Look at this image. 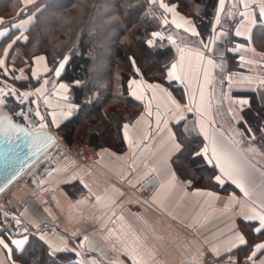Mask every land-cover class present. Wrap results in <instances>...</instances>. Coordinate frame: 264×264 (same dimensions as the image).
I'll return each instance as SVG.
<instances>
[{
  "label": "crops",
  "instance_id": "1",
  "mask_svg": "<svg viewBox=\"0 0 264 264\" xmlns=\"http://www.w3.org/2000/svg\"><path fill=\"white\" fill-rule=\"evenodd\" d=\"M27 2L0 0V21L4 22L0 31L10 29L13 22L35 16L36 10L18 15ZM164 3L170 7L167 9L170 12H163L165 19L178 32L188 35L187 40L168 39L174 57L165 73L172 71L171 64H177L181 79L168 81L166 75L164 81L131 78L129 82L135 80L136 84L130 87L128 83V92L143 97L138 100L131 95L140 102V108L131 120H124L114 130L102 134V143L96 146L97 161L87 163L53 154L42 157L19 176L3 192L5 200L0 203V218L7 215L10 217L7 224L12 225L16 220L20 224L11 231L5 230L3 237L27 240L42 235L51 248L67 247L79 254L69 264L76 261L130 264L129 258L133 264H201V250L221 253L239 245L243 240L241 229L248 231V243L233 251L242 259L255 251L256 243H264V233L251 234L252 224L258 226L260 221L259 227H264V152L240 135L243 132L237 122L243 116L237 101L252 100L254 95L259 98L264 86V27L253 28L251 22L262 0H225L220 12L221 24L201 31L211 49L206 55L216 59L218 65L225 62L223 70L212 67L199 38L190 36L189 32L195 31L189 23L195 21L193 16L180 11L175 1ZM29 26L24 25L19 32L12 29L8 38H0V47H7L16 36L22 38L7 58L0 54V59H6L5 65L0 66V84L34 93L31 100L43 110L44 121L49 126L42 128L55 134L56 140L66 142L57 133L56 125L65 121L69 117L67 113H73L79 104L72 101L71 94L61 89L56 80L43 85L44 80L52 79L43 71L49 64L33 61L45 54L26 56L21 46ZM226 29L229 34L239 30L245 36L252 29V41L245 44L243 37H235L229 43L227 34L221 36ZM169 30L170 26L166 28ZM156 32L159 31L153 33ZM232 44L243 47L237 53L232 50ZM217 49L223 52V57L217 55ZM5 67L14 70L7 77L3 75ZM33 69H38L39 81L32 77ZM221 71L230 77L227 83L222 82ZM28 80H33V84L29 85ZM42 85L43 90L36 93ZM94 98L89 93L84 101ZM53 117L55 124L51 123ZM172 131L177 132L184 146L186 134H197L202 143L195 150L205 145L211 153L215 147L221 162L243 187L237 188L227 177L225 184H216L212 177L220 173L215 167L214 174L206 176L193 170L196 180L189 175L180 177L172 163L177 153ZM73 176L79 177L87 189L69 194L63 181ZM146 179L148 193L141 196L134 185ZM188 181L192 182L190 186ZM0 264H9L2 249ZM252 264H264V251L257 253Z\"/></svg>",
  "mask_w": 264,
  "mask_h": 264
},
{
  "label": "trees",
  "instance_id": "2",
  "mask_svg": "<svg viewBox=\"0 0 264 264\" xmlns=\"http://www.w3.org/2000/svg\"><path fill=\"white\" fill-rule=\"evenodd\" d=\"M61 1L63 3L59 7L54 5ZM174 1L180 11L193 16L197 26L204 19L210 20L212 5L209 0H167ZM151 5L148 0H37L24 8V14L36 12L35 20L27 29L28 40L21 44L22 48L45 54L50 68L53 67V57L62 59L75 48L63 80L71 77L88 81L79 86V91L70 93L72 101L79 106L56 128L67 143L75 137H86L97 146L102 143L105 131L114 130L122 121L133 118L140 102L128 92L131 78L140 76L146 80L164 81L165 69L174 52L164 36L156 40L152 49L144 43L151 33L158 31L160 23L148 14L147 8ZM129 6L141 9L139 15L130 17ZM202 9H205L204 13ZM198 14L201 15L199 18ZM206 29L207 25L201 31ZM133 58L139 73L133 71ZM27 82L33 84V80ZM89 93H95L99 98L86 104L84 98ZM262 103L264 86L259 98L253 96L251 109L245 108L242 114L251 132L258 134L253 142L264 152ZM132 108L136 110L132 112ZM238 124L244 136L251 138V134L245 131V124ZM186 141L184 152H177L172 158L177 174L185 177L193 170L201 176L214 174L213 166L190 155L196 145L200 141L202 143V138L197 134H186Z\"/></svg>",
  "mask_w": 264,
  "mask_h": 264
},
{
  "label": "snow or ice",
  "instance_id": "3",
  "mask_svg": "<svg viewBox=\"0 0 264 264\" xmlns=\"http://www.w3.org/2000/svg\"><path fill=\"white\" fill-rule=\"evenodd\" d=\"M35 2V0H28V2L25 4V7H29ZM209 2L212 5V13H213V19L211 20H202L201 23L197 26L195 21L191 20L189 23L195 28V31L189 32L188 29H186L187 32L190 33V36L198 37L202 47L205 48L204 55L206 58L209 60V62L212 64V67L216 68L219 67L222 70L225 69L226 63L221 62L219 65L216 63V59L207 56L206 53L210 52L211 49L209 48L208 43H205V36L201 35V29H205V25L215 28L217 25L221 24V19H220V12L224 9L225 6V0H209ZM243 2V0H242ZM159 7L164 9L165 12H170L167 11L169 7L168 4L164 3L163 0H161ZM244 7H248V4L245 2ZM141 9L131 7L129 6L128 8V14L129 16H135L139 15V12ZM202 13L205 12V9L201 10ZM39 14V10L37 12V15ZM20 15H24L23 11L20 13ZM241 15H246L245 13H241ZM201 15L198 14V18ZM19 18V17H18ZM35 16L30 17L28 20H20L19 23L13 22L11 24L10 29H5L4 31H0V38H8L9 34L12 29L16 30L19 32L24 25H31L32 22L34 21ZM252 24L253 28L256 26L264 27V0H262V3L258 10L255 11V17L252 19ZM164 24H168L169 21L167 19L163 20ZM172 24H174L173 21H171ZM4 22L0 21V25H3ZM228 35L229 43H231L232 40L235 39V37H243L245 44L250 43L252 41V29L248 30V35L245 36V34L239 30L235 31L234 34H229L228 30L226 29L225 32L221 33V36ZM163 35L162 33L156 32V33H151V37L147 40L144 41L145 45L149 48L152 49L155 46L156 40L157 39H162ZM20 36H16L14 39H12L11 43L7 45V47H0V54H2L5 58H7L12 50L14 49L15 45L21 41ZM25 41L28 40V37L25 36L23 37ZM243 47L242 45L238 44H232V50L235 52H239L240 48ZM75 53V48H73L67 55H63L62 59H56L55 57L52 58V63L53 67H44L43 71L45 74H49L52 79H46L43 81V85H48L53 82V80H56V83L59 85L61 89L67 90L69 93L73 91H79V86L88 83L87 80L85 81H79V80H73L71 77H69L68 80H63V77L66 74L67 67L69 63L72 60V57ZM217 55L220 57H223V52H221L220 49H217ZM241 60L243 59L242 57L240 58ZM48 57L45 56H39L35 57L33 63L39 64L41 62H47ZM132 64H133V71L139 73L140 69L135 66V58L132 59ZM6 59H0V66L5 65ZM172 71L166 72L165 75L167 77L168 81H175L178 79H181V77L177 74V69H179V65L177 64H171L169 66ZM10 71L14 70H9L8 68L3 69V75L7 77L10 73ZM38 69H33L31 71L32 77L37 78L39 81V77L37 75ZM220 77L222 82L227 83L230 80V77H227L224 75V72H220ZM15 80H22L24 79L23 77H13ZM63 81V82H62ZM136 81L131 80L129 82V86L131 87L132 85H135ZM43 85L41 88L36 89V93H40L43 90ZM148 88H152V85H148ZM34 93L30 92H19L16 90H9L5 92L0 88V106H3L4 108H7L9 106V102L13 105L12 109V114L13 116L17 117L21 122H26V118L28 116H35L39 117L38 122H42L45 119V116L41 115L39 109L37 108L36 111L33 113L31 109L27 107L26 101L28 103H31L32 96ZM131 95L135 97L136 99L140 100L143 99L142 96H137L135 92H132ZM201 95H203L201 93ZM93 96L95 99H98L99 97L96 96L95 93H93ZM68 97L66 96L65 99ZM94 100H85L86 104H91L93 103ZM241 105V111H244L245 108L251 109V99H241L237 101ZM260 103V101H259ZM261 107L264 108V103L261 104ZM231 111V110H230ZM189 114L192 112L191 107H189L188 111ZM151 114V113H149ZM72 112H68L67 116H71ZM184 117H181L180 120L183 121ZM161 121L159 119V114H157V124H159ZM238 123L245 124V131L248 133H251V127L247 124V122L244 120V117L241 116L237 120ZM51 123L55 124V118L53 117L51 120ZM44 125L41 123V127ZM19 127V126H17ZM57 129L60 127V125H56ZM124 129L127 128V125L122 126ZM22 130V129H21ZM186 131V129H185ZM264 131V129H262ZM241 136L244 134L241 133ZM171 136L174 140H176L177 143V152H184L185 146L180 143L178 139V134L176 131L171 132ZM254 138V137H253ZM124 139L127 140V133L124 132ZM190 155L194 157V159H199L205 164L212 165L213 167L217 168L220 174L214 175L212 179L215 181L216 184L218 185H223L225 184V179L224 177H227L229 181L233 185H235L237 188H242L243 186L238 183V181L234 178L233 172L224 166V164L221 162V157L217 153V150L215 147L212 148L211 153H209L208 147L205 145H201L199 149L193 150ZM204 157H208V159H204ZM79 181V183H77ZM189 186L191 185V181L187 182ZM63 184L66 186L68 189V193L71 195H75L77 191H81L82 189H87V185L84 184V182L76 176H73L70 179H67L63 181ZM2 191V190H0ZM197 191H200L197 189ZM10 217L7 215H4L3 218H0V237H3V232L5 230L11 231L13 230L17 225L20 224L19 220H16L12 225H9L6 223L7 220H9ZM242 220H245L243 217H241ZM248 222H251L250 220H246ZM258 221V220H256ZM260 221H258V226L256 224L251 225V234L256 235V234H261L264 233V227H259ZM37 228L39 226L37 225ZM248 235V231L245 229H241V236L243 237V240L239 243V245L234 246L233 248H228L225 250L226 253H230L234 250L235 247L243 246L248 243L246 237ZM87 239V237H85ZM35 241V243H33ZM258 245V246H257ZM255 251H253L249 256H247L244 259H240L239 257L233 258L229 257L230 264H252L254 258L257 256V253L260 251H264V243H256L254 245ZM0 249L4 250L6 256L8 257L9 264H69V261L72 260L73 257L78 256L79 254L75 252L74 249L71 248H51V246L47 243V241L44 240L42 235H37L33 238H28L27 240H20V239H8L7 237L0 238ZM45 249H47L45 251ZM64 253H70L68 256H63L62 254ZM224 253L220 252H214V255L219 258L220 255ZM130 264H133L132 258H129ZM75 264H83V261H76Z\"/></svg>",
  "mask_w": 264,
  "mask_h": 264
},
{
  "label": "water",
  "instance_id": "4",
  "mask_svg": "<svg viewBox=\"0 0 264 264\" xmlns=\"http://www.w3.org/2000/svg\"><path fill=\"white\" fill-rule=\"evenodd\" d=\"M155 0H148L149 4ZM19 126V127H17ZM22 129V130H21ZM52 132L28 130L10 117H0V195L38 162L55 142Z\"/></svg>",
  "mask_w": 264,
  "mask_h": 264
},
{
  "label": "rangeland",
  "instance_id": "5",
  "mask_svg": "<svg viewBox=\"0 0 264 264\" xmlns=\"http://www.w3.org/2000/svg\"><path fill=\"white\" fill-rule=\"evenodd\" d=\"M166 1L167 0H163V2H166ZM160 2H161V0H159V2H158V0H155L154 3H152V5L150 4L151 7L147 8L148 14L150 16L155 17L160 22L159 23V26L157 28L158 31L159 32H163V34H165L163 36L167 39V41H168V39H171L173 37L174 38L176 37V38H179V39H182V40H184V39L187 40V38H188V35L187 34L185 35V34H182V33L178 32V30H176L174 27H171V25L169 23L168 24H164L163 23V20L165 19V16L163 14L164 9H162V8L159 7ZM62 3H63V1H61L59 3H54V5H56V6L59 7ZM169 26H170V30L169 31H166V28L169 27ZM23 50H26V52H25V55L26 56L28 54L32 53V50L31 49L30 50L23 49ZM0 88H2V90H4L5 92L9 91L10 89L11 90H14L13 89L14 86L13 87L12 86L8 87L4 83L3 84L2 83L0 84ZM16 91H19L20 92V90H16ZM23 92H27V91L26 90L21 91V93H23ZM102 96H105V95H102ZM26 104H27V107L33 111V113L36 111V109L38 107L37 103H34V102L28 103L26 101ZM12 109H13V105L10 102H9V106L7 108H4L3 106H0V117L1 116L10 117L13 121L19 122L22 125H24L28 130H35V129H38V128H42L41 127V123L44 125L43 127L49 128V126L47 125V123L44 120L42 122H38L39 121V117H35V116H28L26 118V122H21L17 117L13 116ZM135 110H136L135 108H132V112H134ZM39 111H40L41 115L45 116V113L43 112L42 109L41 110L39 109ZM250 134H251V138H246L245 137V140L249 141L250 143H253L254 144L253 145L254 147H257L259 150H261L257 146V144L253 142V140H256L257 139L258 134L255 135L256 133H253V132H251ZM85 141L86 142H91L86 137H83V138H81V137H75V138H73V141L70 142L69 144H76V143L85 142ZM52 154H50V152L48 151V152H46L43 155V157L45 158V157L50 156ZM54 154H57V153H54ZM188 175L193 180H196V173H193V171L192 172H188ZM4 200H5V193H2L0 195V203H3ZM3 215H1V216H3Z\"/></svg>",
  "mask_w": 264,
  "mask_h": 264
},
{
  "label": "built area",
  "instance_id": "6",
  "mask_svg": "<svg viewBox=\"0 0 264 264\" xmlns=\"http://www.w3.org/2000/svg\"><path fill=\"white\" fill-rule=\"evenodd\" d=\"M50 154L57 153L60 156L72 157L83 160L87 163H92L97 161L99 157L98 148L92 142H79L76 144H69L63 141V139L55 140L51 149H49ZM52 154V155H53ZM148 179L138 182L134 185V190H136L141 196H146L148 193ZM224 253L217 258L209 249H203L199 253L201 264H230L229 257H239L238 252L232 251L230 253Z\"/></svg>",
  "mask_w": 264,
  "mask_h": 264
},
{
  "label": "bare ground",
  "instance_id": "7",
  "mask_svg": "<svg viewBox=\"0 0 264 264\" xmlns=\"http://www.w3.org/2000/svg\"><path fill=\"white\" fill-rule=\"evenodd\" d=\"M54 136H55V134H54ZM55 139H56V136H55Z\"/></svg>",
  "mask_w": 264,
  "mask_h": 264
}]
</instances>
